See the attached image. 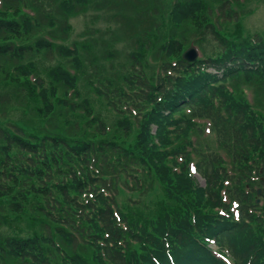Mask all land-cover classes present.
<instances>
[{"label":"trees","instance_id":"16d2710c","mask_svg":"<svg viewBox=\"0 0 264 264\" xmlns=\"http://www.w3.org/2000/svg\"><path fill=\"white\" fill-rule=\"evenodd\" d=\"M25 1L0 0V79L25 90L0 96V208L6 225L26 224L0 236V264H264V35L246 36L235 10L250 0H176L168 33L139 18L149 0H109L132 36L126 75L106 66L117 51L67 45L68 22L24 15ZM90 2L54 7L70 16ZM46 27L56 44L36 38ZM192 44L203 58L188 63ZM43 53L59 62L34 61Z\"/></svg>","mask_w":264,"mask_h":264},{"label":"rangeland","instance_id":"374dc122","mask_svg":"<svg viewBox=\"0 0 264 264\" xmlns=\"http://www.w3.org/2000/svg\"><path fill=\"white\" fill-rule=\"evenodd\" d=\"M42 1H43V6L47 9H50V11L46 13H42L39 3H36L35 0H26L25 3L26 5L29 6L23 7L22 9L23 14L30 16L36 15L37 18L42 16V19H45L47 17H52L53 19L55 18L59 19L61 17L62 19L66 20L68 24L72 27V31L70 34V38L67 42V45L71 42L86 41L88 44L92 45L93 47H97L98 50H103L104 48H108L110 52L117 51L118 55L116 57H109L111 63H107L106 66L107 67L118 66L122 68L124 67L125 75L127 74L128 68L132 64L131 54L134 52L133 49L130 47L128 40V36L129 37L132 36L131 34L127 33L126 30L122 27V24L124 22L122 19H120L119 13L115 10H112V8L109 6L108 4L109 0H91L89 5L77 11L78 14L70 15V16H66L64 11H62L60 8L54 7L57 4H60L62 1H67V0H42ZM206 1L209 2V0ZM239 1L242 4H244L243 0H239ZM173 2H176V0H149L148 2L144 1L142 8L145 10L141 11L139 18L147 22H151L152 19H154V21L157 22L159 25L166 24L164 30L166 33H168V29H170L169 22L171 21V15L170 13L167 12L166 5L171 8V6L174 5L172 4ZM37 8L39 9L40 12L38 11ZM139 10H141V8L137 7L136 11ZM235 10L239 14H244V17H242L243 18L242 28L245 31L246 36L255 37L257 35H264V0H250L248 4L244 5L243 12L242 10L237 8H235ZM122 15L123 17L129 16V15H125L124 13ZM130 16L132 17L128 18V20L131 22H135L136 20L135 11L134 14ZM121 27L123 28L122 37L120 36ZM174 28H175L173 31L174 35L188 33L186 27L182 26L180 27V29H177L178 27L174 25ZM188 28L194 30L193 26H190V23H188ZM230 28L231 26H229V29ZM53 32L57 33L56 29L52 27H48V28L46 27L43 30V32L40 35H38L36 38H41L42 36L44 39L56 44V42L52 39L51 36ZM36 38L32 39V36L29 38V40L32 41L31 44H33L37 40ZM177 38L181 39L179 36H177ZM29 40L25 42V45L28 44ZM205 48L207 49L208 55L213 54L214 52L217 53L219 51L218 46L209 36L207 37ZM154 51L155 49L152 50V52H149L146 59L151 66H154L155 64L154 57L150 55ZM199 51H200V55L202 56L203 55L202 51L201 50ZM84 56L87 55L84 54ZM28 61H29V57H26L23 62L27 63ZM34 61L44 66L54 65L55 63L59 62L58 57L56 55H49L48 53L41 54ZM10 68L11 66L9 67V71ZM88 74H91L90 70L88 71ZM15 82L16 81L10 82L9 80L3 82L0 79V96H3V98H11V99L25 98L24 97L25 90L21 87V85L15 84ZM79 88L83 91L86 89V83L83 79H81L79 82ZM97 104L96 106H98V110L99 112H101L100 115L105 117L104 119L107 120V123L110 126H113L116 122V119L114 117H111L110 114H108L106 111H103L102 105L100 103ZM9 110H10L9 119L11 121H17V122L28 121L27 119L28 117L27 116L25 117L24 113H22V110L16 111L13 108ZM132 140H133V136L127 139V145L131 144ZM224 154L225 153H222L221 155ZM199 181L201 182L202 185H204V181L201 178H199ZM159 186H160L159 184H156V189L151 195H149L146 198V200H149L151 203H153L160 198L158 191ZM229 186L230 185H227V187ZM129 193L131 194L132 192ZM223 195L224 197L226 196L225 191L223 192ZM136 198H137V202H139L138 200L141 199L142 196L135 197L134 200H136ZM121 201H130V198L121 196ZM130 202L131 204L134 203V201H130ZM0 210L2 216L4 217L3 223L0 227V236H5V237L6 235L13 236L17 234L18 229L26 230L25 223H20L18 226L13 225L12 223L6 225V213L3 211L2 207L0 208Z\"/></svg>","mask_w":264,"mask_h":264},{"label":"water","instance_id":"95a60500","mask_svg":"<svg viewBox=\"0 0 264 264\" xmlns=\"http://www.w3.org/2000/svg\"><path fill=\"white\" fill-rule=\"evenodd\" d=\"M198 58V54L197 51L195 50L194 47H192L190 50H188L185 54H184V60L188 61V62H194L195 60H197ZM261 192L259 191V194Z\"/></svg>","mask_w":264,"mask_h":264}]
</instances>
